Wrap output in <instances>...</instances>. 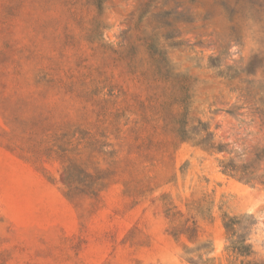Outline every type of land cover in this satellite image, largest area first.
<instances>
[{"label":"rangeland","instance_id":"1","mask_svg":"<svg viewBox=\"0 0 264 264\" xmlns=\"http://www.w3.org/2000/svg\"><path fill=\"white\" fill-rule=\"evenodd\" d=\"M42 71L57 79L38 81ZM252 81L264 88V0H0V264H218L223 212L253 216L250 259L264 264ZM40 110L78 138L84 168L106 184L97 195L69 198L60 160L17 147ZM173 111L226 151L181 141ZM223 160L253 182L223 173ZM184 225L195 239L175 234Z\"/></svg>","mask_w":264,"mask_h":264},{"label":"trees","instance_id":"2","mask_svg":"<svg viewBox=\"0 0 264 264\" xmlns=\"http://www.w3.org/2000/svg\"><path fill=\"white\" fill-rule=\"evenodd\" d=\"M168 57L162 56L161 60H156V70L160 75H164L166 64L169 63ZM221 63L216 65L219 67ZM43 72V71H42ZM165 76V75H164ZM38 81L46 80L53 82L57 78L49 72H43V76L37 78ZM247 96H250L256 105L259 103L257 110H260L264 115V88L260 91L256 90L254 82H248V85L243 89ZM170 123L174 125L176 135L181 141H191L195 146L202 150L213 154L215 152H225L226 150L216 144L214 133L209 126H204L200 129L195 128V132L190 128L188 113H168ZM49 114L40 110L30 117L23 118L25 125V133L27 134V143L17 146L23 153L24 157L33 162H37L43 151L48 150V154L60 160L63 166V181L65 185L66 195L69 198L73 197L76 192L85 193V188L90 192V195H97L101 188L106 186L105 183L95 181L92 174L84 168L82 157L83 148L80 146L78 138L70 136L69 131L57 132L54 127H49ZM62 129L64 124L61 125ZM54 129V130H53ZM222 172L246 182H253V172L244 165H238L233 161H221ZM96 174L99 171H95ZM91 178L92 183L87 185V178ZM251 216V215H250ZM253 218V216H252ZM249 215H231L228 212H223V225L226 231L227 245L225 246V256L220 258L218 264H258L250 258L253 254V244L250 241L251 231L255 225L253 219ZM186 234L189 239L196 238L197 231L195 226L184 225L175 233L178 237ZM215 260V258H214Z\"/></svg>","mask_w":264,"mask_h":264}]
</instances>
